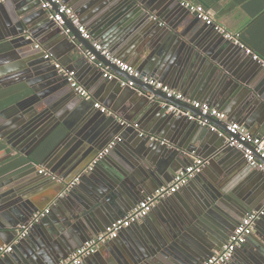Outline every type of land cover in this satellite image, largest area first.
Wrapping results in <instances>:
<instances>
[{"label": "water", "instance_id": "95a60500", "mask_svg": "<svg viewBox=\"0 0 264 264\" xmlns=\"http://www.w3.org/2000/svg\"><path fill=\"white\" fill-rule=\"evenodd\" d=\"M158 4H163L167 12L163 18L156 17L157 25L160 19H173L160 27L165 31L163 37L146 40L149 34L143 28ZM73 8H81L89 16L86 26L92 41L83 39L69 22L64 28L70 34H65L64 28L49 19V12L41 8L38 0L0 2V67L5 72L0 73V85L19 86L20 94V100L0 112V141H7L9 146L11 141L18 140V153L28 161L26 165H33L30 171L34 172L31 177L16 175L0 183V247L9 245L11 239L17 240L9 245L11 252L0 257V264H58L79 247L78 241L98 235L123 218L150 193V188L167 185L172 176L188 166L190 156L204 161L201 172L188 182L194 191L191 202L179 204L172 196L160 202L164 207L159 204L155 210L169 211H163L160 222L133 225L136 238H121L117 256L111 253L112 258L105 259L97 252L93 261L201 264L221 249L242 218L264 208V171L244 166L242 153L227 145L228 133L222 124L212 120L218 128L212 132L186 122L185 117L168 115L170 105L182 108V103L167 99L162 92L120 71L96 51L93 42L112 57L111 54L127 52L126 42L140 38L141 34L143 38L139 40L143 44L133 55L141 75L225 111L236 122L264 137V114L260 118L253 114L254 107L264 103V77L259 80L261 76H253L262 63L253 60L256 55L245 47L227 42L228 56L244 59L243 65H252L253 72L241 74L243 67L232 70L231 64L203 50L199 37L203 31L213 29L199 25V20L195 22L196 15L178 1L75 0ZM36 45L40 47L35 48ZM86 51L112 74L134 81L135 88L112 90L110 99H115L108 108L110 115H104V119L94 117L88 110L94 99L77 104L72 101L67 78L58 74L53 64L67 70H72L74 64L80 65L81 70L87 66L90 80L85 88L89 91L100 79L106 81V77L102 70L88 64ZM47 53L52 55L51 59H44ZM139 93L144 96L138 97ZM150 95L156 102L148 101ZM120 110L127 114V120L138 124L137 129L118 123ZM2 113L9 116L2 117ZM116 136L122 141L90 166ZM206 144L213 148L209 154ZM155 156L159 158L157 163ZM14 157L12 153L0 157V164ZM213 164L219 166V171L209 175L207 165ZM36 165L59 177L60 187L54 188L57 183L49 176L37 174ZM15 171L18 168L9 173ZM75 178L78 182L70 185ZM49 180L52 181L48 183ZM91 181L92 186L86 188ZM77 189L83 193L82 199L77 198ZM50 190L55 193L51 197L47 195ZM45 209L48 213L18 238L20 227L28 225L35 213ZM174 223L181 224L184 232ZM7 230L12 232L8 241L1 235ZM195 232L199 236L193 240ZM250 236L257 240L250 238L239 248L249 252L245 251L238 264H264V215L254 222Z\"/></svg>", "mask_w": 264, "mask_h": 264}, {"label": "built area", "instance_id": "2783aa9c", "mask_svg": "<svg viewBox=\"0 0 264 264\" xmlns=\"http://www.w3.org/2000/svg\"><path fill=\"white\" fill-rule=\"evenodd\" d=\"M3 0H0V2ZM40 2L41 8L50 12L49 19L56 23L59 27L64 28L65 23L69 22L74 27L77 28L78 32L81 34L83 39L90 40V36L86 29L80 25L79 20L74 13V11L65 5L62 0H38ZM189 12L196 15V18L201 21L206 27H210L213 31L221 35L226 40L240 45L236 36L228 33L218 24H215L213 21L211 13L205 10L201 5L195 4L190 0H176ZM65 34H70L68 29L64 28ZM39 45H36L35 48H39ZM93 47L96 51H100L101 54L110 61L111 64L115 65L120 71L127 73L133 79H138L143 85L150 86L156 91H160L164 94L167 99H174L180 103H187L184 96L181 93L169 89L167 86L163 85L159 81L155 80L152 77L147 75H141L137 72L134 67L117 60L110 56L106 50H102L99 45L93 43ZM249 52V50H248ZM247 52V53H248ZM85 56L91 64H94L99 70L104 72V77L106 79H118L117 76L112 74L107 66H104L103 63L99 62L94 55L86 51ZM52 55L47 53L44 56V59H51ZM253 60H257V56H253ZM262 62V61H261ZM263 64V63H262ZM57 73L63 75L67 78L69 87L72 91L81 99L85 101H91L93 98L84 89L76 80L75 72L66 70L61 65L54 63ZM121 87L135 88L133 80L119 79ZM140 93H142L140 91ZM143 94V93H142ZM150 101H156V98L153 95L149 96ZM190 110L176 108L172 105L168 107V112L173 115H181L188 119L190 122L197 123L198 125L208 128L212 132L218 131V128L211 123V121H216L222 124L226 131L227 135L226 143L230 148H233L237 151H240L243 155L244 160L250 166L256 167L261 171H264V164L261 161H264V139L256 138L252 136L246 128L242 125L230 122L227 120V117L224 113L219 110L208 106L207 104L200 102H191ZM93 108L97 110L100 114L109 116L110 112L108 109L103 107L100 103L95 102ZM195 111L197 114H194ZM121 125L124 127L129 126L133 129H137L138 125H131L125 122H122ZM221 134V133H220ZM141 135V134H140ZM223 135V134H222ZM120 138H114L92 161L90 166H92L98 159L106 155L111 151L119 142ZM204 166V161L197 159L192 162L187 167L179 170L173 177L170 184L166 186H161L157 188L153 193H151L146 198L140 200L136 206L127 213L123 218L118 219L117 221L110 224L104 229L101 233L95 237L85 241L78 249H76L70 256L66 259L60 261L58 264H81L84 259L94 255L99 247L107 242L113 241L118 238L120 233L135 224L140 223L144 220L149 213L158 205L160 202L165 199L173 196L177 193L182 187L187 185V183L198 173ZM39 174H44L49 176L52 180L57 181L58 179L51 175L49 172L45 171L43 167L39 169ZM61 180V179H60ZM58 180V181H60ZM78 182V178H75L70 185H74ZM48 210L37 212L33 215L31 222L28 225L21 226L19 231L23 236L28 228L33 224L39 222L46 214ZM264 215L263 211H255L251 214L246 215L240 220L237 226L233 229L229 235L226 243L221 247L219 251L214 252L209 258H207L203 264H226L230 262L235 254V252L242 247L250 237L253 232L254 222ZM11 246H2L0 247V257L4 256L11 252Z\"/></svg>", "mask_w": 264, "mask_h": 264}, {"label": "crops", "instance_id": "0c3cea01", "mask_svg": "<svg viewBox=\"0 0 264 264\" xmlns=\"http://www.w3.org/2000/svg\"><path fill=\"white\" fill-rule=\"evenodd\" d=\"M190 1L195 3V4L201 5L205 10H207L209 13H211L213 21L215 22V24H218L224 30H226L228 33L232 34L233 36H236L240 44H242L251 53L256 55L257 59L262 61L261 63H263V64H260V68L261 69H257V71L253 74V76H255V77L256 76H261L260 78H258L259 80L261 78H263L264 77V0H190ZM62 2L65 5H67L68 7H70L74 11V13L76 14V16H77V18L79 20L80 25L83 26L86 29V31H88V28H87L86 25L89 23V21H87L89 19V16H87V14H85V12H81V8H76L74 10L73 3L75 2V0H62ZM165 2L173 3V2H177V1L176 0H165ZM71 4H72V6H71ZM163 4H158V6H156L157 8H156L154 14L149 17L148 22H147L148 24L146 26H144V28H143V32L149 34L147 36L148 38L146 40H152V38H153V40H155L156 38L160 39L161 37H163L165 31L163 32L162 30H160V29H162L160 27H164L167 22L168 23L172 22L173 16L171 18L167 19L164 22H163V20L160 19L159 20L160 25H157V23L155 22L156 17H160L161 16L163 18V15L165 14V12H167V11L164 10L165 8H163V6H162ZM78 11H80V13ZM49 16H50V12H49ZM197 20L198 19L196 18L195 22H199ZM201 24H202V22L199 23V25H201ZM205 32H207V33H205ZM205 32L203 31V33L199 37V38H201V40H203L201 42V46H202L203 50H205L206 52H209L212 55H215L218 60L222 59V62H224V63H226L228 65L231 64L232 67H233L232 70L237 69L238 66H239V69H240V66H241V68L243 67L244 70L241 71V74H244V72H248V73L249 72H253L252 71V65H248V64L243 65L242 64L244 59L241 60L239 58H236V57H233V56L231 57V56L227 55V50H226L225 46H227L226 45L227 42L229 43L230 41L226 40L225 38H223V40L219 39L220 38L219 34L216 35L213 31L205 30ZM208 32H210V33H208ZM139 37L140 38H132L128 42H126L125 46L127 48V52L125 51V52H120V54H111L113 58H116L117 60H120V61H122V62L134 67V69L136 71H137V69H136V66H135V64L133 62L134 61L133 55L137 53L136 51L138 50V48L140 49L141 44H143L139 40V39L143 38L142 35L140 34ZM72 38H73V36H72ZM90 40L92 41V39H90ZM219 40H221V41H219ZM99 41L100 40H98L96 42H99ZM217 41H219L220 43H218ZM224 42H226V43H224ZM233 45H236V44L233 43ZM244 56H246V55H244ZM85 60L88 62V64H90L91 66L93 65V67L95 68V65L91 64L88 61L86 56H85ZM54 63H56V62H53V64ZM72 67H73V69L70 70V71H74L75 72L76 80L78 81V83L84 89H86L85 85H86L87 81L90 80V73H89L90 69L89 68L87 69V66H86V67H84L81 70L80 69V65L76 66L75 64ZM63 68H65V67H63ZM137 72H139V71H137ZM0 73H1V75L3 73H5L4 70H3V67H0ZM114 75L117 76L118 80L119 79H123L120 75H116V74H114ZM118 80H116V79H111V80L106 79V81L103 82L100 79L99 83L95 84L94 86H92L90 88L89 91H91V92H89L87 89L86 90L92 96V98L94 99L95 102L100 103L103 107L108 109L109 106L112 105V103L114 102V99H115V96H113L112 100L110 99L112 97L111 96L112 95V90L120 91L121 88H122L121 85H120V80L119 81ZM155 80H157V79H155ZM12 81H10V82H12ZM157 81H159L160 83H162L163 85H165L169 89H171L164 82H161L160 80H157ZM12 87H15V86H12ZM8 88H11V87H8ZM0 89H6V88L0 85ZM69 89H70L69 94H71L72 101H74L76 104L81 102V101H84L83 99L78 97L72 91L71 88H69ZM139 90L143 91L142 89H139ZM171 90H173V89H171ZM173 91H176V90H173ZM176 92L181 93L184 96L185 100L187 101V103H182L183 107L180 108V109L190 110L191 107H190V104H188V103H191V102L203 103V102H201L199 100H193L190 96H187V95L183 94L182 92H179V91H176ZM139 95L140 96H138V97L144 96V95H141L140 93H139ZM148 101H150L149 98H148ZM151 102H156V101H151ZM204 104H207V103H204ZM258 106L256 108L254 107V110H253V114H256V118H260L262 116V114H264V103L261 102ZM88 110H90V112L93 114L94 117L96 116L97 118L104 119V115L101 116V114L97 110H95L93 107L91 109L89 108ZM217 110H219V109H217ZM219 111L226 115L228 121L240 124L244 128H246L242 123L236 122V120H234L231 116H229V114H227L225 111H223V110H219ZM192 112H194V114H197L195 111H192ZM169 113L170 112H167L168 115H169ZM126 115L122 112V110H120L117 113V117H118V120H119L118 123L125 122V123L131 124V125H134V124L138 125L134 121L127 120L125 118V117H127ZM174 116H177V115H174ZM179 116H181V115H179ZM186 122H190V121H188V119H187ZM192 123H194V122H192ZM164 127L165 126H163V130H164ZM126 128H129V126H126ZM247 130L252 136H254L256 138L264 139V137L255 134V132H253L252 130H249V129H247ZM129 134H131V133H129ZM129 134H128V136H130ZM116 137L120 138V136H116ZM121 141H122V139H121ZM205 150L206 151L208 150L207 153L209 154V151L211 152L213 150L211 144L210 145L206 144L205 145ZM9 153H14V152H10L9 148L6 146L5 150L0 152V157H4L5 155H7ZM12 155H14V154H12ZM234 156H236V155H234ZM21 157H22V155H20L18 153V159H20ZM197 159L203 160V158H200V157L190 156L189 159H188V165H190L192 162H194ZM153 160H154V163H157L159 158L155 156L153 158ZM6 162L7 161H5V162L0 164V183L5 181L6 179L12 178V177H14L16 175H18V177H22V178L31 177V176L34 175V172L30 171V169L33 167V165H31V164L30 165L19 166L18 167V171L9 173V171L8 172L5 171L6 166H7ZM241 162H243L244 166L247 165V163H246V161L244 160L243 157L241 159ZM261 162L264 164V161H261ZM35 167L37 169L41 168L40 166H37V165ZM2 170H4V171H2ZM206 170H207V173L209 175H216L217 171H219V166L216 165V164H213V165H210V166L207 165ZM257 170H259V169H257ZM259 171H261V170H259ZM37 174H38V172H37ZM21 175H23V176H21ZM54 177L57 178L56 175H54ZM173 177L174 176H172L171 181H172ZM57 179L60 180L59 177ZM58 180L56 181V183L57 182H59V183L61 182V180L60 181H58ZM51 181L52 180H49L47 182L49 183ZM171 181L168 184H170ZM92 184H93V182L91 181L85 186H86V188H88L89 186H92ZM54 186H55L54 188H59L60 184L57 183V185H54ZM163 186H166V185H163ZM159 187H161V186H159ZM159 187L153 186L152 188H150V190H149L150 193L146 194V196L144 198L149 196L151 193H153ZM76 191H78L77 193H75L77 198L82 199L83 193L80 194L79 193L80 192L79 189H77ZM192 191H193V188L189 187V183H187V185L182 187L172 197L176 198V202H179V204L187 205V204H189V202H191V199H192L191 192ZM53 194H55V193L52 190H50L47 195L51 197ZM144 198H142V199H144ZM164 202H166V201H164ZM162 204H160V205L162 206ZM163 207L164 206H162V208ZM47 209H49V207H47ZM164 210H166V212H169L167 209H164ZM164 210H161L160 208L155 210V208H154L149 213V215L144 220H142L140 223H138V224L141 226L146 221L150 225L157 224L158 222H160V219L164 217V214H163ZM258 211H264V208L262 207ZM175 225L177 226V228L180 231L184 232V227L181 226V224L177 225V223H176ZM144 226H145V224H144ZM133 230H135V229L132 226V227L122 231L117 239L102 244L99 247L97 252H100L101 255H102V258H105V259H107V258L111 259L112 258L111 253L117 256V252L119 254V251H120V249H117L118 248V242H121V238H123V240H133V239L136 238V235H135V233H133L134 232ZM11 234H12V232L9 231V230H7L6 232H2L1 233L2 238H5L6 241H8V239H11ZM185 234L187 235L188 233H185ZM17 235H18V238H19V236L20 237L22 236L19 231H18ZM95 236H91L89 239H91V238H93ZM187 236L190 237L189 234ZM195 236H199L197 234V232L193 233L191 238L193 240H195V238H196ZM12 237H13V235H12ZM250 238H254L255 240H257L254 236H250L247 241H249ZM11 240L9 241V243H10L9 245H14V244L17 243V240L15 242H13ZM85 241H87V240H84L81 243L78 241L79 247ZM9 245H4V246H9ZM245 251L249 252V250H246V249H245ZM245 251H243V250L240 251V249H238L236 251V253L234 254V259H232L230 261V264H238V262L241 260V257L244 256ZM87 260H89V261H87ZM93 260H94V258H93V255H92V256L84 259L81 264H95L96 260L95 261H93ZM235 260H237V261H235ZM204 261H202L201 264H203Z\"/></svg>", "mask_w": 264, "mask_h": 264}, {"label": "trees", "instance_id": "16d2710c", "mask_svg": "<svg viewBox=\"0 0 264 264\" xmlns=\"http://www.w3.org/2000/svg\"><path fill=\"white\" fill-rule=\"evenodd\" d=\"M18 89L19 86L0 90V111H3L4 109L8 108L12 104L20 100V94L19 93L17 94ZM4 150H5V146L3 143L0 142V152ZM6 163L7 166L5 171L8 172V171H13L19 166L28 164V161L23 157H21L20 159H18V157H15L11 160H8Z\"/></svg>", "mask_w": 264, "mask_h": 264}, {"label": "flooded vegetation", "instance_id": "af4514ba", "mask_svg": "<svg viewBox=\"0 0 264 264\" xmlns=\"http://www.w3.org/2000/svg\"><path fill=\"white\" fill-rule=\"evenodd\" d=\"M15 87H18V86H15ZM6 89H8V88H6ZM0 90H2V89H0ZM0 112H2V111H0ZM1 116L6 118L7 116H9V114L8 113H2ZM0 142L3 143L5 147L7 146L9 148V151L10 152H14L12 154H14L15 157H18V140L11 141V143H10L9 146L6 145L7 144V141H0Z\"/></svg>", "mask_w": 264, "mask_h": 264}]
</instances>
